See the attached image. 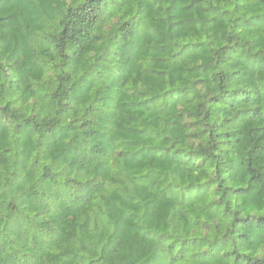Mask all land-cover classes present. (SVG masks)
<instances>
[{"label":"trees","instance_id":"1","mask_svg":"<svg viewBox=\"0 0 264 264\" xmlns=\"http://www.w3.org/2000/svg\"><path fill=\"white\" fill-rule=\"evenodd\" d=\"M0 264H264V0H0Z\"/></svg>","mask_w":264,"mask_h":264}]
</instances>
